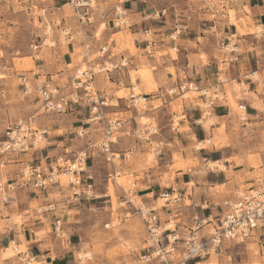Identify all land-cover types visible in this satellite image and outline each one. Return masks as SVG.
<instances>
[{"label":"crops","instance_id":"0c3cea01","mask_svg":"<svg viewBox=\"0 0 264 264\" xmlns=\"http://www.w3.org/2000/svg\"><path fill=\"white\" fill-rule=\"evenodd\" d=\"M100 1L106 9L113 7L112 0ZM129 1L132 2V0L126 2ZM235 2L230 8L233 14L226 9L225 12L215 14L213 17H210L211 14L202 13L199 21L185 25L186 29L175 39L171 38L173 32L155 33V38L159 41L155 50L156 56L155 53L150 56L142 53L146 51L147 37H145L144 28L147 26L143 27V23L136 20L139 17L138 14L144 11L129 9L130 12L133 11L131 15L133 26L127 30L124 29L126 27L119 28L110 23L112 17V11H110L105 15L108 26L102 40L92 38L94 46L108 45L109 49L105 57L101 58V63L108 61L116 64L110 75L112 78L108 76L110 83L106 80L101 81L102 89L99 94L102 97L112 96V93L116 91L114 85L120 86L125 83L131 88L133 82L130 72L132 69L138 71L141 66L151 67L153 83L157 85L158 92H163L165 88L180 81H194L206 91L205 96L183 101L179 117L171 110L172 100L162 101L155 93L156 90L145 91L147 85L143 84L141 78L136 80V83L142 87L143 94L148 95L146 97L147 111L143 113L159 121V133L154 138L162 142V148L155 159V164L127 175L138 176L134 181L135 186L140 187L137 189V195L146 203H155L162 191L180 193L181 199L177 208L170 206L161 208L159 212L162 217L175 216V219L182 224L189 222L190 216L197 211L201 214L221 215L224 208L223 201L232 196L234 191L240 188L241 183L257 184L259 179L264 180V150L258 152L259 167L257 168L248 158L240 162L235 161L234 156L228 155L223 158L222 148L206 145L197 148L196 146L199 142L203 144L206 141L210 142L214 132L221 128L222 123L233 114L229 94L235 102L247 105L250 124L264 126V0ZM133 3L136 4V2ZM96 18L97 22L103 21L99 12ZM260 27L263 28L260 33L253 29ZM91 28L87 30L92 34L95 33ZM128 31L133 37L137 55L124 47L126 39L111 41L112 36L121 32L127 34ZM80 40L64 45L58 44L55 55L60 63L64 62L65 65L72 63L74 49L88 41ZM232 43L234 48L227 49ZM124 59L128 60L127 64L122 63ZM48 68L53 74L58 73L56 64ZM254 73H260L259 81L252 79L251 76ZM63 74L64 72H59L57 75ZM236 85L240 87V91ZM212 97L213 104L206 107ZM158 101L162 103L156 105ZM125 102L121 99L120 104L113 108L115 110L113 113L121 114V118L127 121V126H139L140 113L125 105ZM165 116L167 119H164ZM55 117L46 125V129H43L46 131L44 146L6 157L0 155V181L4 177L7 181L16 180L26 161L48 160L66 153V156L73 157L93 142L97 135L98 131L96 132L94 128L98 126L88 121L89 111L85 103L74 105L69 113ZM177 117L179 121L175 126L173 120ZM208 119L213 122L209 124ZM114 149L121 154L128 151L117 150L115 146ZM175 154L181 155L186 164L196 161L198 164L194 163L193 167L187 171L175 170L174 177L166 179L164 184V176L171 174L169 167L174 164ZM208 162L214 163L213 165L220 162L224 168H211L207 166ZM127 164L121 167L119 163L110 165L105 163L102 157L89 160L87 173L94 177L97 196L93 199H83L79 203L83 205L82 209L74 206L71 212L85 213L90 210L105 209L107 206L97 205L112 202V193H98L97 186L106 180L110 181L108 175L112 170H121L122 173L124 169H133V166ZM221 186L226 187L228 193L224 194L215 190ZM66 192V188L61 191L56 188L40 196L31 195L26 188L17 189L11 200L0 209V247L6 248L15 242L17 246L26 245V250H29L37 259H52L53 264H76L74 262L76 253L85 248L82 234L80 232L69 234L67 248L64 247L53 230L52 215L42 214L39 211L41 206L60 200ZM34 202L39 204L35 212L31 207ZM201 206L205 209H201ZM105 214L109 216V213ZM75 221H80V218L75 217ZM127 222L130 220H123L124 224ZM123 235L125 239L132 238L134 233L127 231ZM6 263L20 264L15 260H8Z\"/></svg>","mask_w":264,"mask_h":264},{"label":"rangeland","instance_id":"374dc122","mask_svg":"<svg viewBox=\"0 0 264 264\" xmlns=\"http://www.w3.org/2000/svg\"><path fill=\"white\" fill-rule=\"evenodd\" d=\"M120 1L123 0H112V6L118 5ZM235 1L237 0H147L146 2L132 0V2H126L124 5L128 9L133 8L134 10L144 11L142 14H138L139 17L136 21L142 22L143 27L147 26L144 30L150 29L152 37L155 38V33L157 32H174L178 25H187L188 23L192 24L193 22L199 21L202 13L211 14L209 16L213 17L215 14L225 12V9L230 11L231 6L236 3ZM133 2H136V4ZM98 5L100 9L98 12L102 15V11L107 9L104 8L100 0H98ZM132 12H130L131 15ZM230 14H233V11H230ZM145 16L149 18L143 20ZM67 20H69L67 24H64ZM102 20L106 21V19ZM103 21L97 22L95 16V24L92 28L81 24L67 0H0V139L6 127L20 120L27 123L31 122V126L34 129L38 128L43 130L46 129L48 123L56 118L55 116H60L58 114L43 113V110L40 109V101L36 94H26L24 92V87L20 82L22 74H29L31 70H39L48 79L64 85L74 79L75 72L80 67L82 70L93 67L95 71H98L101 67L111 68V64L114 63L107 61L104 66L101 63V57H98L95 53L98 46H94V44L93 54L91 55L93 61L91 63H87L84 57L85 42L83 45L74 49L73 60L69 65H65L64 62L60 63L55 55L59 43L63 45L70 43L62 32V28L65 25L72 28L74 34V40L72 42H77L80 39V41L85 39L92 41L94 33H90L87 30L88 28L93 29V32L97 30L95 38L101 41L108 26V21L105 24ZM110 23L112 24V22ZM124 29L127 30V28ZM253 29L257 33L263 31L261 27ZM145 37L148 36L146 35ZM116 39H126L127 42H125L124 47L129 48L132 54L137 55V49L133 44V37L130 31L127 34L121 32L112 36L111 41L114 42ZM155 40L157 41L158 47L159 41L157 38ZM233 48V43L227 47L229 50ZM142 53L148 56L152 55L148 54L147 50ZM154 55L156 56V53ZM173 55L176 56V53L173 52ZM127 62V59L122 61L123 64ZM54 64L58 66V73L53 74L48 66ZM59 72H64V74L57 75ZM112 72L102 71L96 74V91L102 89V80L110 83L108 76ZM130 74L133 82L131 88H129L130 85H126L125 83H122L120 86L114 85L113 87L116 91L112 93V96L109 95L107 97L108 103L110 104L106 109L108 117H122L121 114L113 113L115 112L113 108L117 107L122 99L126 101L125 105L140 113L139 127L151 124L159 128L160 124L156 118H149L146 113H143L147 111L148 101L137 99L148 96L143 94L142 87L136 83L138 78H141L143 84L147 85L145 91L156 90L155 93H161V91H157V85L153 83L151 67L141 66L138 71L132 69ZM251 77L257 81L261 79L260 73H254ZM236 86L240 91V87L238 85ZM132 94L135 95V98H132ZM228 96L233 107V114L222 123L221 128L214 132L210 142L206 141L205 144L199 142L196 143V146L197 148L203 145L222 148L224 151L223 158L228 155L234 156V160L237 162L248 158L250 163L258 168V152L264 150V146H262V142L264 141V126L260 124L252 125L249 121H241L239 118L240 109L238 107L240 103L235 102L231 94ZM197 97L198 93H191L185 99L172 97L167 98V101L172 100L170 105L171 110L180 117L183 101ZM134 99H137V101L133 102ZM161 103V101H158L156 105H160ZM164 119H167V116ZM208 122L210 124L213 121L208 119ZM96 126L98 127H95L94 130L98 132L92 141L98 139L102 133L100 125ZM117 140L118 143L114 145L117 150H129L130 147H136L138 153L129 155L127 162H116L120 164V167L128 163L127 165L133 166V169H124L122 170V175L115 177V180H106L104 183L98 184V193L111 192L112 202L97 205L107 206L105 209H95L86 211L85 213L73 211L70 214H66L65 227L67 228L68 235L64 238L58 236L63 246L67 248L69 234L71 235L73 232H80L82 234L85 248L76 253L74 260L76 264H152L144 262L141 259L142 256L148 253L146 247L150 244L147 241V232L144 223L136 215L126 218L125 206L122 204V201L123 189L127 190L131 188L132 182L138 177L127 174L146 169L147 167L149 168L156 163L155 159L157 155L153 149L158 140L153 136L151 138L152 144L142 143L136 138L123 136L120 132L117 133ZM44 145L45 140L39 144V147ZM194 163L198 164L197 161ZM194 163L190 162V164H186L181 155L175 154L174 164L169 167L171 174L164 176V184H166V179L174 177L175 170L181 169L187 171L190 167H193ZM218 164L221 163L219 162L214 166L208 162L207 166L215 169L217 167L220 169L224 168L223 164L217 166ZM139 176H142L141 173ZM61 179L66 184L67 179L65 177H61ZM16 180L10 181L14 182ZM6 181L7 178L4 177L2 182L5 183ZM261 183H264V180L259 179L257 184L247 185L241 183L240 188L247 189L252 186H259ZM138 188L140 187L133 186L132 192H136ZM215 190L224 194L228 193V190L224 186L217 187ZM29 192H31V195L41 196L44 194L35 193L31 190ZM137 199L140 200V197H137ZM164 204L165 200H158V207ZM2 206L0 205V209L3 208ZM76 206L80 209L83 207L81 204ZM31 207L35 212V210H38L39 204L34 202ZM175 208L177 207L175 206ZM105 213H109V216ZM75 217H79L80 221L76 222ZM168 217L165 216L163 219ZM125 219H129L130 222L124 224L123 220ZM127 231L134 233L132 238L127 237L125 239L123 237V234ZM26 249L27 246L22 245L19 251H25ZM4 250L5 248L0 247V264H7L6 262L8 260L18 261L17 254L7 259ZM78 254L82 257L81 260L78 258ZM230 256L232 258V264H264V229L260 230L254 238L245 243L231 242L225 244L219 255H213L212 262L214 264L226 263ZM194 261L191 260L188 264H193Z\"/></svg>","mask_w":264,"mask_h":264},{"label":"built area","instance_id":"2783aa9c","mask_svg":"<svg viewBox=\"0 0 264 264\" xmlns=\"http://www.w3.org/2000/svg\"><path fill=\"white\" fill-rule=\"evenodd\" d=\"M126 1H120L111 9H104L102 19L105 20V15L112 11L110 22L113 26L131 28L133 23L131 13L124 5ZM67 2L73 8L81 24L90 27L95 24V16L100 10L98 0H67ZM148 18L145 16L143 20ZM103 22L106 23V21ZM185 29V25L176 26L171 38L175 39ZM62 32L68 42L74 40L71 27L65 25ZM144 33L148 36L146 50L148 54H153L157 48V41L152 37L150 29H145ZM96 34L97 30L93 34L94 37ZM108 49V45L100 46L95 53L103 58ZM92 54L93 42L90 40L85 43L84 57L87 63L93 61ZM106 63L103 62L104 66ZM115 67L116 64H111V68L101 67L98 71H95L93 67L86 70L80 67L76 70L74 79L64 85L48 79L39 70H31L29 74L21 75L20 82L24 87V92L36 94L43 113L66 114L72 110L74 105L85 103L89 108L88 121L94 125H100L102 133L98 139L90 142L73 157L66 156V153V155L48 160L26 161L16 181L5 183L0 181V205L7 204L19 188H26L35 193H49L56 188L59 191L66 188L67 192L60 200L41 206L39 211L42 214L52 215V226L56 235L61 238L67 237L66 214H70L72 207L78 205L83 199H93L97 196L94 177L87 173L89 160L102 157L105 163L114 165L117 161H127L129 155L136 153V147L122 154L114 149V145L118 143L117 133L119 132L123 136L136 138L142 143L152 144L151 138L159 133L158 127L151 124L143 127L127 126L126 120L111 118L107 115L106 109L110 104L107 97H102L99 91L95 90L96 74L102 71L112 72ZM191 93H198V96L206 95V91L196 82L180 81L159 93L158 97L162 101L172 97L185 99ZM146 97L143 100L147 101ZM132 98H135L134 94ZM213 100L212 97L206 107H210ZM136 101L137 99L133 100V102ZM238 107L240 120L249 121L247 105L240 103ZM178 121V117L175 118L174 125ZM45 135V130L34 129L31 122L20 120L4 130L0 139V155L6 157L11 154L25 153L32 148H39V144L45 140ZM161 148L162 142L158 140L153 149L154 153L159 155ZM120 174V170H112L108 178L112 180ZM61 177L67 179L66 184L62 182ZM133 186L135 182H132L131 188L123 189L122 204L125 206L126 218L136 215L144 223L147 241L150 244L146 247L148 253L141 259L147 263L188 264L191 260H195L193 264H214L213 255H219L225 244L245 243L264 229V183L247 189L235 190L232 196L223 201L224 208L221 215L201 214L197 211L190 216L189 222L184 224L174 219L176 217L173 216L163 219L159 212L161 208L179 206L180 193L162 191L155 203L149 204L142 198L137 199L139 196L137 191L132 192ZM158 200H165V204L158 207ZM201 209L205 207L201 206ZM16 254L20 264H53L52 259H37L29 250L17 251ZM78 258L82 259L80 254ZM217 264H232V258L230 256L226 263Z\"/></svg>","mask_w":264,"mask_h":264},{"label":"bare ground","instance_id":"6f19581e","mask_svg":"<svg viewBox=\"0 0 264 264\" xmlns=\"http://www.w3.org/2000/svg\"><path fill=\"white\" fill-rule=\"evenodd\" d=\"M212 22V21H211ZM86 70V69H85ZM144 97H141V98H137L138 100L140 99H143ZM211 164L213 165L214 163L211 162ZM220 165V164H219ZM215 166V165H214ZM109 226V225H107ZM20 247L21 246H17V244L15 242H12L11 246L5 248V256L8 258V257H11V256H14L16 253V250H20Z\"/></svg>","mask_w":264,"mask_h":264}]
</instances>
